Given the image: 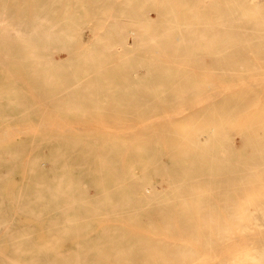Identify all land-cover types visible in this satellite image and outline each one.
Instances as JSON below:
<instances>
[{
  "label": "bare ground",
  "instance_id": "1",
  "mask_svg": "<svg viewBox=\"0 0 264 264\" xmlns=\"http://www.w3.org/2000/svg\"><path fill=\"white\" fill-rule=\"evenodd\" d=\"M0 264H264V0H0Z\"/></svg>",
  "mask_w": 264,
  "mask_h": 264
},
{
  "label": "rangeland",
  "instance_id": "2",
  "mask_svg": "<svg viewBox=\"0 0 264 264\" xmlns=\"http://www.w3.org/2000/svg\"><path fill=\"white\" fill-rule=\"evenodd\" d=\"M91 32H90V31ZM96 31H97V29H95L94 30V32L91 30V29H87V31H86V39L88 40V42L90 41V43H92L93 42V38H94V34L96 33ZM89 35V36H88ZM92 39V40H90V38ZM137 38H138V36H137V34L136 33H134V32H130V34H129V39H130V42H132V43H135V42H137ZM101 102H104V103H113V102H108V101H106V100H102ZM59 114V116L58 117H56L55 119L56 120H60V121H62V122H67L69 119H68V117L66 116V114H64V113H62V112H59L58 113ZM111 119L110 120H114V119H116V118H112V117H110ZM88 120H100L99 121V123L101 122V120H103V123L105 122V121H108L109 119H106L105 117H101V118H96V119H93V118H90V119H88ZM98 123V124H99ZM77 124V123H76ZM78 124H79V122H78ZM101 124V123H100ZM61 125H63L62 126V128L63 127H66V124H60L59 126H61ZM65 125V126H64ZM69 125V124H68ZM70 125H71V123H70ZM69 127V126H68ZM79 127H80V125H79ZM98 127V129H99V127L100 126H97ZM97 127H94V128H97ZM59 128H61V127H59ZM58 128V129H59ZM81 128V130L83 129V127H80ZM102 128V126L100 127V129L99 130H103V128ZM75 131V130H74ZM73 131V132H74ZM80 131V130H79ZM77 132V131H76ZM81 132H83V130L81 131ZM52 161L51 160H48L47 161V166H49V167H51L52 166V163H51ZM150 171V170H149Z\"/></svg>",
  "mask_w": 264,
  "mask_h": 264
}]
</instances>
